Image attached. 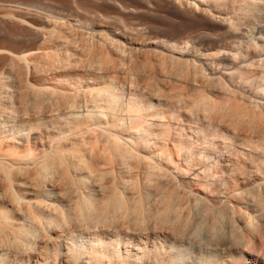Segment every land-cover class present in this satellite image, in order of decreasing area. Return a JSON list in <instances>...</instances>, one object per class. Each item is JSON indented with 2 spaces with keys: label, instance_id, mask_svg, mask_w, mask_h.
I'll return each mask as SVG.
<instances>
[{
  "label": "rangeland",
  "instance_id": "rangeland-1",
  "mask_svg": "<svg viewBox=\"0 0 264 264\" xmlns=\"http://www.w3.org/2000/svg\"><path fill=\"white\" fill-rule=\"evenodd\" d=\"M184 2L0 0V120H16L24 134L33 136L28 146L25 137L0 141V163L23 169L15 173V190L8 187L0 165V264L16 263L20 252L11 233L24 222L32 225L38 201L47 200L49 193L37 183L38 175L52 178L48 197L65 207L64 214L49 218L53 242L48 253L40 251V264H53L52 249L57 251L56 264H120L109 249L99 262L89 247L96 236L107 245L131 236L146 238L140 254L134 245L120 244L122 264L126 251V264H152L146 260L156 259L166 236H190V249L202 248L213 259L217 256L207 252L211 243L223 244L219 247L232 264H264V201L258 192L264 183V64L248 66L251 60H264V0ZM254 43L261 47L259 58L250 51ZM28 54L34 55L29 63H19ZM18 71L28 87L22 86ZM112 91L120 94L115 110L100 99ZM126 103L142 124L127 120ZM97 105L107 108H94ZM13 111L18 117H12ZM90 111H102L106 117L94 125L84 116ZM142 125L148 143L140 147L128 136L135 137ZM208 134L216 136V150L208 147ZM108 135L127 142L144 161L120 160L110 149ZM182 138L192 156L204 153L201 164L178 152ZM35 139L48 153L44 160ZM27 148L35 150L32 159L25 157ZM160 153H171L172 161ZM219 155L239 164L233 173L238 184L229 174L231 168H223L224 176H214ZM152 161L161 163L166 176L149 170ZM65 169L71 179L62 178ZM85 173L91 181L88 192L98 199L94 210L74 203L71 180ZM11 191L20 194L22 206L10 197ZM110 197L123 199L122 213L102 214L100 207ZM27 205L34 209L32 219L27 218L33 211L27 207V212ZM156 232L165 236L154 246ZM70 238L83 245L76 262L66 255Z\"/></svg>",
  "mask_w": 264,
  "mask_h": 264
},
{
  "label": "bare ground",
  "instance_id": "bare-ground-1",
  "mask_svg": "<svg viewBox=\"0 0 264 264\" xmlns=\"http://www.w3.org/2000/svg\"><path fill=\"white\" fill-rule=\"evenodd\" d=\"M184 1V0H183ZM247 1H250L251 0H247ZM252 1H255V0H252ZM185 4H189L188 0H185L184 2ZM191 4H189L188 6H190ZM194 5V4H193ZM195 6V5H194ZM192 7V6H191ZM193 8V7H192ZM242 11H240L241 13ZM244 13L245 15L247 14V12H242ZM241 13V14H242ZM243 15V14H242ZM238 17V16H237ZM231 19V18H230ZM238 19V18H237ZM239 20V19H238ZM238 20H236L238 22ZM240 21V20H239ZM43 37V36H42ZM254 47L251 48V53L255 56H258L259 53H260V50H261V47L259 44L257 43H254L253 45ZM31 52V51H30ZM25 54V53H23ZM34 56V55H33ZM31 54L29 55H24L23 57L21 56V58H19V63H23V64H28L29 63V59L31 57H33ZM252 56V55H251ZM250 56V57H251ZM20 57V56H19ZM260 56L256 57V58H259ZM252 58H254L252 56ZM251 58V59H252ZM263 60V58H261ZM261 59H259V61H257L256 59L255 60H251L250 61V58H249V61L250 63H248V66H259L260 64L263 65L264 64V60L262 61ZM17 61V60H16ZM15 61V63H17ZM262 61V62H260ZM260 62V63H258ZM260 65V66H261ZM17 66V65H16ZM20 68H21V65H19ZM201 66V65H200ZM247 66V63L246 65ZM259 66V67H260ZM30 68V67H29ZM28 68V69H29ZM196 68V67H195ZM198 68V67H197ZM211 68V67H210ZM209 68V69H210ZM14 69V68H13ZM31 70V69H30ZM14 71V70H13ZM17 71V70H15ZM23 72L26 73V71H24L22 69ZM212 71V70H211ZM19 72V71H18ZM17 74V73H16ZM20 74V72H19ZM18 74V75H19ZM198 74V72H197ZM223 74V73H222ZM22 76V73L20 74V77ZM17 77V76H16ZM24 76H22L20 78V80L23 78ZM27 77V76H26ZM25 78V77H24ZM18 80H19V77H18ZM22 81V80H21ZM20 81V82H21ZM23 82V83H22ZM21 84H23L22 86H25V87H28V81H22ZM34 90L36 92H39V93H42V94H45V93H48V89L46 88H41V89H38V88H35L34 87ZM263 92H264V88L262 89ZM262 92V93H263ZM120 94L118 92H110V93H106V94H102L100 95V99H101V102L102 103H106L107 104V107L110 109V110H115V108L117 107V97L119 98ZM107 107H104V106H100V105H97L95 106L94 108L96 109H99V108H107ZM124 109L127 110L129 113H127V120H130V122H133V121H136L137 123L139 124H142L143 123V120L140 118V116H137L134 112L135 109L133 108V106L129 103H126L124 105ZM132 112V113H131ZM12 117H18V113L13 111L11 113ZM85 118L87 119V121H90L92 124L94 125H98L100 124L101 122V119L102 117H106V114H104V112L102 111H99V112H87L85 113ZM1 117V115H0ZM73 121H76V118H73ZM16 120H3L1 121L0 120V136L3 137L2 139L0 138V141L2 140H5V139H13V140H18L20 137H25L26 138V146H28L30 144V141H29V138H32L33 136L27 133L24 134V131L25 129H23L22 127H19L20 125L17 123ZM95 122V123H94ZM97 122V123H96ZM128 123V122H127ZM19 127V128H18ZM138 127H136L137 129ZM179 128V127H178ZM132 129V128H131ZM168 129V128H167ZM196 129V128H195ZM176 131V130H175ZM197 131V130H196ZM180 133V132H179ZM135 134V137L133 134H131L130 138H128V140L132 141L135 143V145L137 146H140V147H143V145L146 146V144L148 143V139H147V136H148V131H147V128H145L144 125H142L141 127H139V129H137L136 133ZM181 135V134H179ZM134 137V141L131 140V137ZM121 137V136H120ZM137 137V138H136ZM106 140L108 141L109 143V146H110V149L115 152L117 154V156L119 157L120 160L122 161H125L127 162L128 160L130 161V159H132L133 161H138L140 162V159L141 161L143 160L142 158L138 157V155H134L135 151L133 152L132 150H134L133 148L132 149H129L127 146V142L125 143L124 142H118L120 139L117 138V135L115 136H106ZM136 138V139H135ZM180 138V137H179ZM184 138V137H183ZM178 139V152H181V151H184L185 152V155L187 156V159L189 161H197L198 164H201V160L205 159L206 156L203 155L204 153H201V152H198V155H199V158H195L194 156L192 155H195L193 151H191V148H188V146L186 145V140L185 139ZM118 139V141H117ZM126 139V138H125ZM217 138L215 135L213 134H208V137L205 138V141H207V145L208 147L210 148H213V149H217L218 147L215 146V142H216ZM36 144H39L40 148H42L43 152L42 153H38L40 155L43 156V160L48 156V153L46 152V150L44 149V146H43V143L42 142H38V140L35 139V145ZM176 144V143H175ZM130 147H132L130 145ZM34 149L32 148H27L26 149V153H25V157L26 159H32L33 155L34 154ZM138 151V150H137ZM169 151V150H168ZM218 151V150H217ZM177 152V151H176ZM228 152V151H227ZM36 153V152H35ZM137 154V153H136ZM231 154V152L229 153ZM143 155V154H142ZM159 155L163 156V157H167L169 158V160L172 161V156H171V153H160ZM158 155V156H159ZM140 156V155H139ZM154 157V155H152ZM159 156V157H161ZM196 156V155H195ZM143 157V156H142ZM151 159V157H150ZM165 159V158H164ZM194 159V160H193ZM145 160H149V158H146L145 157ZM163 160V159H162ZM167 160V159H166ZM85 161V160H84ZM82 161V162H84ZM144 161V160H143ZM151 161V160H150ZM170 161V162H171ZM186 161V160H185ZM215 161V159H214ZM153 163H147L148 166H149V170H151L153 172V174H159L161 175V177L165 175V171L162 170V167L160 166L161 163H154V161H152ZM156 162V161H155ZM188 161H186L187 163ZM180 163V162H178ZM192 163V162H191ZM197 163L194 165V163L192 164L193 166H196ZM151 164V165H150ZM154 164V165H153ZM181 164V163H180ZM214 164H217V167L215 166V168H213V173L215 174L214 176L218 175L219 176H222L223 173L225 174L226 172L223 170V168H231L230 169V176L232 177L233 179V183L236 185V183L238 184V180L234 179V176H233V173L236 172L237 170V165H239L237 163L236 164H233L231 159H230V156H227L226 158L223 157L222 155H219L217 157V161L214 163ZM1 166L4 167V171H5V178L8 182V187L9 186H14V185H18L16 183V171H22L21 170V166L20 167H16L15 165L13 164H7V163H0ZM12 165V166H10ZM191 165V164H190ZM186 166V165H185ZM188 166V165H187ZM259 166V165H258ZM257 166V167H258ZM84 167V166H83ZM214 167V166H213ZM240 167V166H238ZM260 167V166H259ZM178 169V167H176ZM189 168V167H188ZM257 171L259 170L261 172V170L259 168H256ZM181 170V169H180ZM190 170V169H189ZM240 169H238L239 171ZM244 170V169H243ZM237 171V172H238ZM256 171V172H257ZM258 171V172H259ZM14 172V173H13ZM65 173L62 174V178L65 176L66 179L67 178H70V176H68L66 169L64 170ZM181 172H187V169H183L181 170ZM201 172V171H200ZM252 172V171H251ZM19 173V172H18ZM179 173V171H178ZM212 173V174H213ZM262 173V172H261ZM15 174V175H14ZM67 174V176H66ZM247 174V173H246ZM251 174V173H250ZM249 174V175H250ZM20 175V173H19ZM70 175V174H69ZM156 175V176H157ZM235 175V174H234ZM248 175V174H247ZM18 176V175H17ZM76 176V179H73L71 180V183L72 181L75 182V185L76 188H72L74 189L75 193L74 195L76 196H72L73 198H76L75 200V205L81 207V206H84V205H87V207L91 210H94V209H97V205H96V201L98 199L95 198V196L92 193V191L89 193V185L91 184L90 180H89V177L87 176V174H81V176L78 178V174H75ZM163 176V177H164ZM224 176V175H223ZM169 177H170V174H169ZM213 177V176H212ZM219 178V177H218ZM65 179V178H64ZM71 179V178H70ZM212 179V178H211ZM214 179V177H213ZM221 179V178H219ZM218 179V180H219ZM231 179V178H229ZM236 180V181H235ZM255 179H253L254 181ZM36 181L39 185H42L41 188L44 189L43 192L44 193H49L48 195L50 196L51 195V190H49L47 188V184L51 183L52 182V178L49 177L48 175H38V177L36 178ZM243 181V180H242ZM245 181V180H244ZM73 182V184H74ZM16 183V184H15ZM209 185H214L216 183L213 182V184L209 181ZM220 183V182H219ZM20 184H22L20 182ZM25 184V183H24ZM223 185H225L224 182H222ZM261 187H259L258 189V192L260 194L263 195V198H264V183H261ZM208 186V185H207ZM216 186V185H215ZM263 186V187H262ZM209 187V186H208ZM223 187V186H222ZM15 189V187H12ZM254 189V188H253ZM16 190V189H15ZM252 190V189H251ZM7 193H8V190H7ZM13 193V195L11 196V194ZM192 193V192H191ZM231 193V192H230ZM239 194V192H236ZM234 193V196L237 194ZM252 193V192H251ZM10 194V193H9ZM8 194V195H9ZM11 194H10V197H13V199L15 198L17 202V200H19L20 202V199H21V196L18 192H15V191H11ZM225 194V193H224ZM48 195H46L47 197H45L47 200H44V199H41L40 201H38L37 203V206H36V213L35 215L32 214L34 212V209H32L33 207L31 205H27L26 208L28 207H32L31 210L33 211H30V209H28L27 212L30 211V217H27L28 219L31 218L33 215L34 217H32L31 219L33 220H30L33 224H29V226H25V225H19L17 226L13 231H12V242L14 243V245L16 246L17 248V251L20 252L18 253V257H17V261L15 264H38L39 261H41L40 259V256L43 255L42 253H48V245L50 242H53L52 239H51V235L49 234L52 230V228L50 227V223H51V220L49 219L50 216H52V214L55 215V213L59 214V215H62L64 214V211H65V207H64V204L62 205L61 203V200H58V199H54V201H52L50 199V197H48ZM232 195V194H231ZM237 198V197H236ZM262 199V201H264ZM254 199V198H253ZM256 199V198H255ZM260 199V198H259ZM260 199V200H261ZM259 200V201H260ZM18 202V203H19ZM21 202L18 204L19 206H22L24 203L22 202V205H20ZM26 205V204H25ZM231 206V205H230ZM252 207V206H251ZM48 208V209H46ZM234 208H236V210H238L237 206H235ZM243 209V208H242ZM252 209V208H251ZM19 210V208L17 209ZM100 210L102 212V214H108V213H111V214H120L124 211V203H123V199L122 198H119L117 200H114L113 198H107L106 200L104 199L103 201V204L101 205L100 207ZM235 210V211H236ZM20 211V210H19ZM50 211V212H49ZM233 211V210H232ZM222 214H223V210L221 211ZM240 212V211H239ZM242 212V211H241ZM234 212H232L233 214ZM24 214H25V211H24ZM221 214V213H220ZM222 216V218L224 217L226 219L225 216ZM225 215V214H224ZM243 215V214H241ZM29 216V215H28ZM227 216V215H226ZM230 216V215H229ZM244 216V215H243ZM247 216V215H246ZM250 216V214H249ZM245 217V216H244ZM223 219V220H225ZM240 220V218H239ZM245 220V219H244ZM249 220V219H248ZM231 221V220H229ZM235 222V221H233ZM250 223V222H249ZM249 223H246V224H249ZM26 224V223H25ZM236 224V223H235ZM188 225V221H184L183 222V226H187ZM238 227V226H237ZM235 228V227H234ZM186 230V228L184 229V231ZM183 231V232H184ZM242 233V232H241ZM155 240L157 243H155L154 246H156V244H161L159 243V239H160V236L164 237L165 235L162 234L161 232L158 234L156 232L155 234ZM242 240H243V237H242ZM50 241V242H49ZM169 241V242H168ZM10 242H11V239H10ZM194 241H192L193 243ZM12 243V244H13ZM123 243V247H130V245H134L136 251H138V253H142V248L143 249H146V244H147V240L145 238V240L143 239H139L138 241L136 239H134V237H128V239L126 241H120L119 239L118 240H114L112 241L111 244L107 245V244H104L103 241H101L100 239V236H96V238L89 242V247L91 248L92 252L96 255L97 259L99 260L100 263L103 262V259H104V254L106 252V250H110L111 251V256L117 260L120 264H122L120 262V258H122V256L120 255V252H119V246L120 244ZM218 243V242H217ZM10 244V243H9ZM163 245H160L159 247H157L159 250H160V254L157 253V257L156 259H152V260H146L147 262H152V264H230L231 260H227L228 258L226 256H228L226 254V252H224V249L221 248L223 244H219L218 246L213 243V245L209 244V247H213L212 249H209V251H207L208 253L210 254H213V256H217L216 259H213L212 257H209L208 254H205V251L200 248L198 251H195L193 248L190 249L189 245L192 246L191 244V239H190V236L189 237H186V236H181V238H170L168 236L165 237L164 239V242L162 243ZM208 244L205 243V248L208 247ZM215 244V245H214ZM11 245V244H10ZM202 245V244H201ZM202 245V246H204ZM207 245V246H206ZM221 245V247H219ZM7 246H9L7 244ZM12 246V245H11ZM14 246V247H15ZM198 246V245H197ZM200 246V245H199ZM198 246V247H199ZM208 247V248H209ZM8 248V247H7ZM12 248V247H11ZM26 248V250H25ZM204 248V247H203ZM10 249V248H9ZM13 249V248H12ZM8 250V249H7ZM66 250H67V253L66 255L70 258V261L72 262H76V261H79L81 259V255H83L82 251H83V245L81 246L80 244H77L72 238H70L69 240V243H67V247H66ZM14 251V250H13ZM16 251V252H17ZM42 251V253L40 252ZM10 252V251H9ZM129 251H126L125 252V257H123L124 261H123V264H126V262H128L129 260ZM17 254V253H16ZM142 256H144L143 254H141ZM3 258V261L4 263L7 261V255L5 253H3L1 255ZM52 258L54 259L53 260V264H56L57 263V251L56 250H53L52 249ZM42 257V256H41ZM143 257H139L137 255H135V260H142ZM6 260V261H5ZM235 263V262H234ZM6 264H9V263H6ZM40 264V262H39ZM68 264V263H66ZM232 264V263H231Z\"/></svg>",
  "mask_w": 264,
  "mask_h": 264
}]
</instances>
